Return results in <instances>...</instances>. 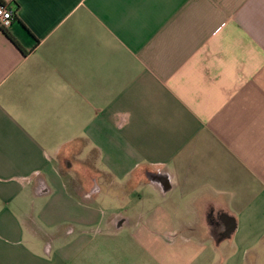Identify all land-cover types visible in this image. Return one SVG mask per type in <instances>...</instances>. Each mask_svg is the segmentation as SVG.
Returning a JSON list of instances; mask_svg holds the SVG:
<instances>
[{"label": "crops", "instance_id": "0c3cea01", "mask_svg": "<svg viewBox=\"0 0 264 264\" xmlns=\"http://www.w3.org/2000/svg\"><path fill=\"white\" fill-rule=\"evenodd\" d=\"M1 2L0 264H264V0Z\"/></svg>", "mask_w": 264, "mask_h": 264}, {"label": "built area", "instance_id": "2783aa9c", "mask_svg": "<svg viewBox=\"0 0 264 264\" xmlns=\"http://www.w3.org/2000/svg\"><path fill=\"white\" fill-rule=\"evenodd\" d=\"M14 19L13 10L6 4L0 3V27L7 28Z\"/></svg>", "mask_w": 264, "mask_h": 264}, {"label": "trees", "instance_id": "16d2710c", "mask_svg": "<svg viewBox=\"0 0 264 264\" xmlns=\"http://www.w3.org/2000/svg\"><path fill=\"white\" fill-rule=\"evenodd\" d=\"M0 3H2L1 2V0H0ZM4 31H5V33H6V35L13 41V43L17 46V47H20L19 46V44L17 43V41L8 33V32H6V30L4 29Z\"/></svg>", "mask_w": 264, "mask_h": 264}]
</instances>
